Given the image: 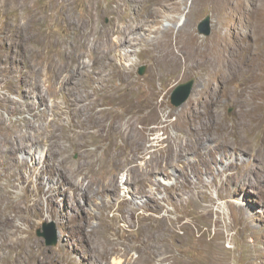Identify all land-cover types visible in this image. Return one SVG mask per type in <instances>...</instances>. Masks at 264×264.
<instances>
[{
	"label": "rangeland",
	"instance_id": "374dc122",
	"mask_svg": "<svg viewBox=\"0 0 264 264\" xmlns=\"http://www.w3.org/2000/svg\"><path fill=\"white\" fill-rule=\"evenodd\" d=\"M0 247V264H264V0H0Z\"/></svg>",
	"mask_w": 264,
	"mask_h": 264
},
{
	"label": "water",
	"instance_id": "95a60500",
	"mask_svg": "<svg viewBox=\"0 0 264 264\" xmlns=\"http://www.w3.org/2000/svg\"><path fill=\"white\" fill-rule=\"evenodd\" d=\"M199 32L203 34L210 33V16L206 15V17L198 24ZM142 68L140 72H142ZM193 80L183 82L178 84L172 91L171 94V102L175 105H180L185 99L188 97ZM37 235L42 236L45 239V243L47 245H55L58 241L57 229L55 223L44 222L43 226L37 230Z\"/></svg>",
	"mask_w": 264,
	"mask_h": 264
},
{
	"label": "bare ground",
	"instance_id": "6f19581e",
	"mask_svg": "<svg viewBox=\"0 0 264 264\" xmlns=\"http://www.w3.org/2000/svg\"><path fill=\"white\" fill-rule=\"evenodd\" d=\"M151 15H153V10L152 9H151V11L148 10V16H151ZM167 28H168V26L165 27V30L167 31L166 35L165 34L164 35H156V39H157V41H159V42L162 43L163 61L164 62L169 61L170 66H173V65H175V64L178 63V61H179V55H180L178 52L182 51V48H185V45L181 41H179L180 45H178L177 44L178 40H176L175 43L177 44V46H175V47H177L176 48L177 50H175L174 49V42H172V39L173 38L171 39V38H168L167 37L169 35V32H170L169 29H167ZM185 51H187L186 48H185ZM191 52H192V50H191Z\"/></svg>",
	"mask_w": 264,
	"mask_h": 264
}]
</instances>
